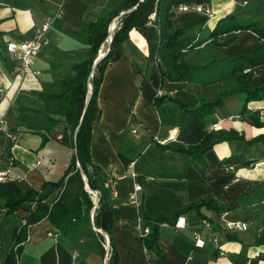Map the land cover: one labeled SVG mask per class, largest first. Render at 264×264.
<instances>
[{"label":"crops","instance_id":"0c3cea01","mask_svg":"<svg viewBox=\"0 0 264 264\" xmlns=\"http://www.w3.org/2000/svg\"><path fill=\"white\" fill-rule=\"evenodd\" d=\"M121 1L0 0V170L6 172L1 183L12 193L19 189L38 193V200L23 203L12 214L0 212V262L10 247L18 245L16 264H107L102 255L88 249L91 238L87 234L73 244L47 218L28 222L37 210L49 205L54 194L45 182L62 176L73 152V136L48 95L61 90L53 84L71 77L70 65L87 54L79 29L101 9H113ZM252 1H256L254 7ZM153 8L128 31L120 57L104 68L96 97L97 120L90 129L89 158L114 180L111 235L117 264H264V244L255 242L264 208V142H245L264 133V98L248 102L249 111L240 113L237 96H228L203 118L207 131L242 137L214 143L203 154L205 166L183 152L158 148L184 145L181 130L187 113L172 101L163 100L157 106L148 102L154 95L167 94L194 108L200 98L212 101L220 90H231L234 84L227 76L224 58L243 54L262 41L249 30L237 32L228 44L223 42L229 33L214 38L208 33L228 13L264 17V0H209L211 16L194 10L174 11L172 27L184 29L181 40L186 48L180 51V58L187 65L209 61L215 80L208 84L159 79L154 58L157 29L153 22L146 23ZM45 18H52L49 43L18 76L3 47L6 42L29 37ZM257 80L254 73L249 84ZM41 95H47V101ZM252 118L261 124H252ZM119 154L128 159L127 164ZM128 170L141 185L139 207L128 202L134 182ZM199 200L224 206V211L216 214L202 206L200 217L193 208L187 209L179 214L184 217V227L157 226V252L138 244V213L170 216L183 204ZM200 218L209 224L202 225ZM22 222L26 224L25 238L13 244L12 226ZM228 222L246 226L226 229ZM194 230L204 240L201 248L192 245ZM158 254L162 255L159 262Z\"/></svg>","mask_w":264,"mask_h":264},{"label":"trees","instance_id":"16d2710c","mask_svg":"<svg viewBox=\"0 0 264 264\" xmlns=\"http://www.w3.org/2000/svg\"><path fill=\"white\" fill-rule=\"evenodd\" d=\"M199 3L209 6V0H122L113 9H101L96 18L81 27L78 35L83 44L87 46V54L79 62L72 63L70 69L73 74L66 80H60L53 84L56 88H61L57 93L48 95L49 100L54 102L53 110L61 114L68 126L70 134L73 136V152L69 163L64 169L62 176L56 181H46L49 185V193L53 197L49 200V205L37 210L34 217L28 223L36 222L42 218H47L56 231L64 234L70 242L77 244L79 239L87 234L91 242L87 245L91 251L102 255L104 249L103 235L96 229L106 233L108 238V260L107 264H117V255L111 235L112 201L110 190L105 185L106 176L102 169L89 158L90 129L96 122L98 107L96 97L101 76L106 65L120 57L121 42L127 37L128 31L146 14L153 5V24L157 29V40L154 52L159 79L169 81H189L200 84H208L215 80L211 72L209 61L192 65L185 64L180 58V51L186 48L181 40L183 28H173L171 18L174 8L178 4ZM117 16L115 26L110 32V41L105 55L99 58L92 66L99 46L103 43L108 33V25L111 19ZM243 30L253 32L257 39L262 41L255 48L237 55L226 56L227 76L233 81L231 90L222 89L217 97L208 101L203 98L198 100L194 108H187L181 100L170 95H154L148 102L153 106L159 105L163 100L172 101L187 113V120L181 130V139L184 145L172 146L169 144L158 145L160 149H170L183 152L190 156L193 162L205 166L203 158L205 151L219 141L242 139L233 132H211L204 129L203 118L213 109L223 105L224 99L235 95L240 101V113L249 111L247 103L264 98V17H244L234 14H225L219 17L212 29L208 33L209 38L221 36L229 33V37L223 42L230 43L236 33ZM245 70V71H244ZM91 73V76L89 74ZM256 73L258 80L250 85L249 80ZM90 84V95L81 114L86 85ZM47 95L41 98L47 101ZM47 105V104H46ZM50 105L47 106V108ZM254 125L261 123L257 119H251ZM264 142V133L254 136L246 143ZM120 160L128 163V159L119 154ZM75 162L79 167L75 166ZM84 176L85 183L89 190L97 192V199L93 204L91 193L84 188L81 178ZM36 190H21L9 192L0 182V212L2 215L12 214L20 208L23 203L38 200ZM202 206L212 209L216 214L224 211V206H218L210 200H199L197 202L185 203L183 206L172 212L170 216L164 214H144V223L148 225L149 231L142 237H137V242L141 247L157 252L158 227L155 222L166 220L172 222L174 218L183 211L193 208L198 215V209ZM92 209V215L89 211ZM200 217H202L200 215ZM202 219V218H200ZM261 228L255 238L257 244H264V208L260 218ZM26 224L12 226L13 244L23 240L26 235ZM94 228V229H93ZM18 245L13 249L10 247L0 264H16V254ZM158 254L157 262L161 259ZM264 259V256L262 257Z\"/></svg>","mask_w":264,"mask_h":264},{"label":"built area","instance_id":"2783aa9c","mask_svg":"<svg viewBox=\"0 0 264 264\" xmlns=\"http://www.w3.org/2000/svg\"><path fill=\"white\" fill-rule=\"evenodd\" d=\"M186 10H194L197 12H203L206 16H211V12L209 11V8L206 6H203L199 3H193V4H187L182 3L178 4L174 11H186ZM154 17V12H151L147 14L146 16V23L152 22ZM113 21V20H112ZM52 23V18H45L37 27H35L29 37L20 39L18 41H9L6 42L3 50L9 55V57L13 60L12 63V71L18 75L22 76L29 68L31 60L34 56L37 55V53L45 46L48 45L49 39L47 36L48 30L50 28V25ZM110 26V32L115 26V22L109 23ZM110 32L106 36V40H109L110 38ZM245 71V70H244ZM91 76V73L89 74ZM3 121L0 120V129ZM215 125V124H213ZM8 137L12 138V135L7 134ZM75 166L79 167L78 163L75 162ZM130 166H128L129 168ZM6 172L4 170H0V182H2L5 179ZM128 174L130 177L134 179L132 190L128 196V202L136 207L140 206V191H141V185L138 181L135 180L136 175L133 171L128 170ZM114 180L111 178H106L105 185L107 188L111 191L113 189ZM91 195L94 197L97 195V192L95 190H89L86 189ZM94 199V198H93ZM92 202L95 203V201ZM202 225H208L209 222L206 219L200 220ZM24 224V222H22ZM157 226L159 225H170L174 228H182L184 227V217L182 215H177L172 222H168L166 220H162L160 222H155ZM245 223H239V222H228L225 223L226 229H234V228H245ZM135 229L137 232V237H142L146 235L149 231L148 225L144 223L143 215L138 213L135 216ZM100 233L104 237V242L102 243L104 254H103V260L106 263L108 260V238L106 233L100 231ZM192 245L197 248H201L204 246V240L199 236L198 231L194 230L192 231ZM212 242H215V238H212ZM220 255L223 254V252H219Z\"/></svg>","mask_w":264,"mask_h":264},{"label":"water","instance_id":"95a60500","mask_svg":"<svg viewBox=\"0 0 264 264\" xmlns=\"http://www.w3.org/2000/svg\"><path fill=\"white\" fill-rule=\"evenodd\" d=\"M110 32V26L108 25V33ZM107 33V34H108ZM109 43V40H106V50L103 52V53H97L96 54V57L94 58V60H93V62H92V66L96 63V61L99 59V58H101L103 55H105L106 54V52H107V49H108V46H107V44ZM89 95H90V85H89V83H87V85H86V94H85V98H84V103H83V108H82V111H81V114L84 112V109H85V105H86V103H87V101H88V99H89ZM97 117V116H96ZM81 178L83 179V182H84V188L85 189H87L88 187H87V185H86V183H85V179H84V176L81 174ZM96 199H97V196H95L94 197V199H93V201H95L96 202ZM91 212V211H90ZM94 229V228H93ZM98 232H100V230H98V229H96Z\"/></svg>","mask_w":264,"mask_h":264},{"label":"rangeland","instance_id":"374dc122","mask_svg":"<svg viewBox=\"0 0 264 264\" xmlns=\"http://www.w3.org/2000/svg\"><path fill=\"white\" fill-rule=\"evenodd\" d=\"M255 4H256V1H252V2H251V7H254ZM116 19H117V16H114V17L111 19L110 22L114 23V22H116ZM112 20H113V21H112ZM106 36H107V35H106ZM105 39H106V38H105ZM105 39H104V41H103V45H101V50H100L101 53L104 52V51L106 50V41H105ZM109 41H110V38H109ZM89 85H90V84H89ZM91 198L93 199L94 196L91 195Z\"/></svg>","mask_w":264,"mask_h":264},{"label":"bare ground","instance_id":"6f19581e","mask_svg":"<svg viewBox=\"0 0 264 264\" xmlns=\"http://www.w3.org/2000/svg\"><path fill=\"white\" fill-rule=\"evenodd\" d=\"M99 53H101V51H100ZM102 53H103V52H102Z\"/></svg>","mask_w":264,"mask_h":264}]
</instances>
